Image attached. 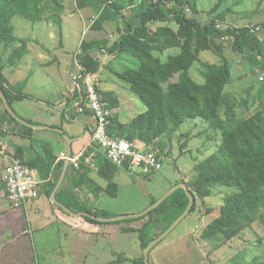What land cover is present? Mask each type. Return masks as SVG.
I'll return each instance as SVG.
<instances>
[{"label":"trees","instance_id":"obj_1","mask_svg":"<svg viewBox=\"0 0 264 264\" xmlns=\"http://www.w3.org/2000/svg\"><path fill=\"white\" fill-rule=\"evenodd\" d=\"M76 2L78 8H91L93 11L92 29L100 30L113 25L120 34L109 47L110 41L106 37L82 41L79 56L85 73L99 71L102 61L95 52L97 49L118 50L119 55L131 54L135 58L134 67L129 66L117 74L146 105V110L128 123L112 114L109 132L132 141L141 140L149 146L144 149L158 145L167 156V146L178 128L189 119L206 120L220 134L221 141L216 152L195 165V174L187 183L196 198L190 213L203 206L206 214L213 212L214 208L208 206L205 200L214 193L215 187L227 186L233 190L226 194L218 216L203 228L202 238L211 240L214 248H218L255 222L264 225V105L259 110L254 107L260 95L264 103V90H259L260 95L254 94L253 99L230 100L233 98L226 91V86L233 81L234 62L231 56L221 51L222 45L218 44V40L233 39L236 56L243 54V58L237 59L240 62L244 60L241 63H251L259 74L264 73V18L252 25L229 24L222 28L218 22L222 16L216 11L223 0L216 2L211 9L212 16L206 22L196 16L199 13L198 0ZM187 6L191 12L186 10ZM63 8V0H0V84L12 105L29 97L23 90L26 82H20L18 89L4 73L7 65L18 64L29 51L28 39L15 34L13 17L21 15L34 22L53 21L59 26V33L63 37ZM127 8L128 13H124ZM58 10H61L60 13ZM171 21H175L178 27L163 25ZM156 23L161 24L154 28L153 24ZM170 49H178V52L170 53L168 59L163 60V55ZM206 50L221 51V60L217 63L201 60L200 55ZM197 61L201 63L200 73L205 78L204 82H197L190 73ZM96 85L102 98L113 109L111 99L114 97L119 102L118 96ZM0 101L3 105L0 111L2 137L18 136L31 141L35 148L33 155L30 156L23 145H17L13 155L38 172L43 185L47 187L43 193L50 198L65 161L58 160L52 143L39 141L34 135V128L18 121L6 109L1 96ZM38 144L39 149L36 147ZM98 162L100 175L108 181L104 190L110 196H117L115 174L118 165L102 154ZM60 194L61 190L57 198L76 211L112 217L106 210L96 209L79 200H64ZM189 202L186 190L179 188L147 214L127 219L129 222L142 221L138 227L123 229L137 233L143 251L140 257L132 259V264H146L144 249L187 209ZM168 216H171V220L162 228L160 224ZM83 218L90 222L109 223L88 216ZM121 221L124 220H114L113 223ZM258 241L264 248V235ZM262 261L264 263V259Z\"/></svg>","mask_w":264,"mask_h":264},{"label":"crops","instance_id":"obj_2","mask_svg":"<svg viewBox=\"0 0 264 264\" xmlns=\"http://www.w3.org/2000/svg\"><path fill=\"white\" fill-rule=\"evenodd\" d=\"M63 3L66 7L63 14L65 16H70L69 24H73L71 17L77 14V12H80L81 20L89 21V24H84L82 30L83 36L75 50V55L74 57H70L67 53H63L64 56L60 59L58 56H53L52 60H45L48 59L47 55L39 51V55L45 57L42 59L44 63L41 64L40 68L35 71H30L29 67L22 68L20 74L22 76L25 75L27 80L31 79L35 74L36 87L39 86L40 80H50L53 82V85L57 87V91L51 90L43 93L39 90L34 93L32 92V94L28 90L29 82H27L28 84H25L23 90L25 92L26 89V93L29 97L24 100L16 101L21 104L25 102H32L34 104L33 107L35 109L33 108V112H36V117L30 120H32L34 124L39 125L37 127H32L35 129L34 135L39 141H49L52 143L58 159L62 152L66 151L67 155L69 153L75 154L87 144L92 136V130L95 124V119L90 110L85 109L83 112L79 110L77 104L82 100L81 94L71 83L72 76L79 72L78 63L81 61L79 54H81L80 48L82 41H91L106 37L110 41L108 44L109 47L120 35L119 31H117L113 25H107L105 28L100 29L99 31L102 33H94V29H92L90 23L92 20L91 12H93L91 8H78L77 2L75 1V7L73 6L69 9L66 6L65 0H63ZM129 8L127 9L128 11ZM125 13L128 12L126 11ZM64 22L65 20L63 23ZM160 24L161 23L153 24V27L156 28ZM62 30L63 39L60 46L64 47L66 40L71 39V36H67L63 28ZM52 32V35H54V31ZM32 51L33 50L29 49L28 53L31 54ZM95 52L100 57L102 65L99 71L93 73L89 72L88 75L94 79L96 84H98L103 91L115 92L119 98V102L112 97L111 103L114 104L113 114L118 115L122 122L128 123L137 114L144 112L146 110V105H142L141 102V105L138 107V99L133 97L134 95H132L133 93H131L129 86L125 85L117 74L118 71H120L117 69V65L118 67L119 64L127 65L126 56L119 55L118 50L110 52L108 50L97 49ZM18 64L9 66L16 67ZM42 67H44V70ZM9 72V77L10 75L12 77L16 75L15 69H11ZM234 73L233 68V78L235 76ZM244 75L248 76V73H240L239 76H235L232 83L226 86V91L237 89L239 85L245 81L243 80ZM40 76H44L46 79H39ZM26 79L21 82H26ZM248 82L249 81H246V84H248ZM131 97L134 99H131ZM2 109L3 105L0 101V111ZM198 119L202 118L193 119V122L188 125L189 132L175 134L176 131L181 130V126L173 133L172 142L167 146L168 154L164 160L162 170L152 175H145L139 169L132 168L128 164L125 166H118L115 174V180L118 183L117 196H110L104 190L108 181L100 175L99 167L98 169L94 167H85L77 170L69 162L65 178L58 189V191L61 190L60 197L64 200L91 202L92 207L106 210L112 214V217L139 215L147 211L151 205L164 197L174 185L181 182L188 183L192 179L186 170L189 164L181 165L174 173H170L168 170H165V161L171 153L175 151L177 143L181 148L183 146L185 151L190 150L189 142L186 145V141L184 140L186 139L189 141V139L192 140V138L196 136L194 134V128L198 127ZM187 122L188 120L185 123ZM55 128H62L64 131L61 132ZM191 134H194V136H191ZM135 142L142 148L149 147L141 140H136ZM17 145L26 147L30 156L35 153V148L31 145L29 139H23L18 136L4 138L0 133V238L3 237L1 238L3 245L0 248V258L3 259V264L32 263L30 262L32 257L31 253L22 249L23 246L21 244H19V246L18 244H14L18 236L23 237L33 232L30 224L31 219H29L30 216H32V220H36L39 226L42 227L40 230L49 227L51 233L52 230L55 231V235H51V239H55L56 241L55 245L57 248H55V251H62L61 239L63 236L68 237L70 233L78 232L76 235L78 238H81V240H86L88 236L91 237V240L87 241L91 242V246L87 247L83 242H80L77 249H83V252H91L92 258H108L104 262H94L92 264H132V259L142 255L143 251L137 233L134 231L125 232L123 230L126 227H138L141 225L142 221L129 222L127 220L129 218H125L120 219L124 220L121 222L113 223V221H104L109 223L101 224L90 222L83 217L73 216L60 209L59 206L52 201L51 196L48 198L43 193V191L47 189L43 183L41 184V191L38 198L30 200L24 206L15 207L12 205L7 198L5 184L2 180V172L6 163V158L1 153V150L5 149L8 153L13 155ZM36 147L39 149L40 144ZM181 154L182 152L178 153L179 156L177 155L176 158L179 159ZM170 158L174 159L175 157L173 156ZM61 160H64L65 164L67 163V159H59V161ZM193 163L196 165V162ZM181 169H185L183 170L184 172H181ZM43 198L45 200H43ZM61 202L64 203L63 201ZM120 203H122V205ZM41 208H49L50 211L48 213ZM220 208L217 214H214L216 209L210 214H206L202 207L189 213L177 227L152 248L150 252V261L155 264H198L200 261L206 264L215 262V264H245L243 260L241 263L239 262V255L235 256L236 251L230 248L231 244H233V239L218 248H214V244L211 240L203 239L201 236L203 228L209 221L218 216ZM170 220L171 216L166 217L163 219L160 226L164 228ZM256 223L257 222H255L254 225H256ZM70 228L78 231H74ZM261 230V236H263L264 229ZM60 231H65V234H62L61 238L59 234ZM224 248L226 251L224 257L221 258ZM261 248L263 247L261 246ZM227 249L230 253H228ZM262 251L264 253V248ZM249 253L251 261L247 264H264L262 260L258 261L259 257L256 254L252 256L250 251ZM213 257L218 262L212 260ZM21 259H23L24 262L21 261ZM44 260L45 264H54L51 260L48 262L46 257ZM19 261H21V263Z\"/></svg>","mask_w":264,"mask_h":264},{"label":"rangeland","instance_id":"obj_3","mask_svg":"<svg viewBox=\"0 0 264 264\" xmlns=\"http://www.w3.org/2000/svg\"><path fill=\"white\" fill-rule=\"evenodd\" d=\"M75 1L76 0H65L67 8L71 9L73 6L75 7ZM218 0H198V7H199V13L196 14V16L202 21L206 22L209 20V18L212 16L211 9L215 6L216 2ZM65 6V5H64ZM128 9V8H127ZM124 10V13L128 10ZM63 23L62 28L64 31H66L67 36H71V39L66 40V44L64 47H61L60 44L62 42L63 37L59 33V26L52 22H46V21H39L34 22L28 18H25L21 15H16L12 19V24L15 28V34L19 37L28 39V45L29 49L33 50L31 54H27L24 59L21 61H18L19 64L14 66L5 67L4 73L8 77V79L11 81V83L16 87L20 88V82L22 80H25V75H21L20 71L23 68H28L29 70H37L40 68L42 62V59L45 57L42 55H39L40 52L45 53L47 55L48 59L45 60H52L53 56H58V58H62L63 53H67L70 57H74V53L76 52V48L79 44V41L81 40L82 30L84 27V24H89V21H83L80 18V12H77L72 18L73 24H69L70 16H65L63 13L66 10V7L61 9ZM61 10H58L57 12L60 13ZM216 13L221 14L222 19H219L220 26L222 28L227 27L229 24L231 25H252V23H257L261 19L264 18V0H223L220 8L216 11ZM65 16V17H64ZM92 16V17H91ZM91 19L94 18V13L91 12ZM91 23V22H90ZM168 24L169 26L173 28H177L178 25L175 21H171L168 23H163V25ZM52 31H54V35H52ZM94 33H102L99 30L94 29ZM218 44L222 45L221 51L224 54H227L231 56L233 62H234V75L239 76L240 73H248V76L244 75L241 85L235 90L227 91L230 93L231 98L230 100H245V99H253L254 94H259L260 91L264 90V82L259 79L260 74L256 72L253 68V65L251 63H241L244 62V60L237 58H243V54H239L236 56V53L233 51V39H226V40H218ZM45 47V49H44ZM40 51V52H39ZM221 51H203L200 55L201 60L203 61H209L213 63L219 62L220 56L219 52ZM178 52V49H170L169 52H166L163 55V60L168 59V55L175 54ZM127 55V54H125ZM133 60V63H132ZM126 64H119V67L117 65V69L122 71L123 69L131 66L134 67L135 65V58H132L131 54L126 56ZM54 66V65H53ZM55 67V66H54ZM124 67V68H123ZM44 70V67H42ZM201 63L200 61H197L192 66L190 73L192 77L197 82H204L205 78L200 73L201 72ZM15 69L16 75L13 77L10 75L9 70ZM33 71V73H34ZM42 71V70H41ZM235 76L233 79H235ZM46 79L44 76H40L39 79ZM27 80V79H26ZM125 85L128 86L127 82L122 80ZM246 81H249L248 84H246ZM17 82V85H16ZM28 90L30 93H34L40 90V92L46 93L53 90L57 91V87L53 85V82L50 80H40L39 86L36 87V80H35V74L32 76L31 79H28L26 81V84H28ZM8 85V84H7ZM230 85V84H229ZM32 86V87H31ZM228 86V85H227ZM25 92L26 89H25ZM32 93V94H33ZM132 93V92H131ZM134 95V94H132ZM37 96V94H36ZM134 98L138 99V107L141 105V100L138 98V96L134 95ZM258 98V103L256 106V109L259 110L261 105H264L262 102L261 95ZM131 97V99H134ZM264 101V100H263ZM137 103V100H136ZM142 105H145L142 102ZM34 104L32 102H25L24 104H21L19 102H14V107L17 111V113L22 117L26 119H32L35 116L36 112H33ZM35 109V108H34ZM254 110L255 112L257 110ZM253 111V112H254ZM247 113L246 115H248ZM193 119H189L187 123L182 125L180 131H176V133H183V132H189L188 131V125L192 123ZM28 121V120H27ZM30 122V121H29ZM198 127L194 128V134L195 137L189 139L190 144V150H186L185 148H181L180 145L176 144V149L171 155L166 159L165 161V170H168L170 173H174L178 167L181 165H187L189 164L188 168H186L189 176L191 178L195 174V163L196 164L214 152L218 150V146L221 141L220 134H217L213 128H211L209 122L203 119H198ZM34 123V122H31ZM191 129V128H190ZM194 134H191V136H194ZM174 135V134H173ZM180 135V134H179ZM175 140V136H174ZM191 140V141H190ZM184 141H187L186 139ZM182 154L181 157L178 159L176 156L178 153ZM175 157L174 159H171L170 157ZM179 156V155H178ZM181 169V172H184ZM233 188L227 187V186H217L214 189V193L206 198V203L209 206H212L214 210L216 209V212L214 214H217L219 212V208L224 203V198L228 192H231ZM43 200H45L43 198ZM201 201H199L200 203ZM91 206V202H86ZM122 205V203H120ZM30 209V208H29ZM46 210L48 213L50 211L49 208L43 209ZM203 209H205V206H203ZM29 214V213H28ZM55 218V217H54ZM31 219V229L33 230L32 233L26 232L27 235H24L23 237L18 236L16 243L14 244H21L23 247L22 249H25L26 252L31 253V259L29 264H45L44 258L46 257L48 262L51 260L54 264H92L94 262H104L108 258L102 257V258H92L91 252H83V249H77V246L80 242H83L87 247L91 246V242H87L91 240V237L88 236L86 240H81V238H78L76 233H70L68 237L63 236L65 234V231H60V238L62 242V251H55L56 247V241L55 239H51V235H55V231L52 230V233L49 230V227L44 228L43 230H40L42 227L39 226L38 222L36 220H32V216L29 217ZM55 220V219H54ZM27 224V223H26ZM72 229V228H70ZM264 229V225L259 223L257 221L256 225H251L245 228L244 231H242L239 235V237H235L233 239V244H231L230 248H232L234 251H236V255H239L238 260L241 263L242 260L245 264L251 261L250 253L252 256L255 254L261 259H264V253L262 251L263 248H261L259 241H257L258 238L261 237L262 230ZM74 231H78L76 229H72ZM3 238V237H1ZM0 238V248L3 245L2 239ZM243 239V240H240ZM263 247V246H262ZM229 248V249H230ZM211 249V248H210ZM209 249V250H210ZM145 250V249H144ZM224 252L221 254V258L224 257V253L226 249L224 248ZM228 253L230 251L227 249ZM25 253V252H24ZM260 259L258 261H260ZM212 260H216L214 257ZM21 261L24 262L23 259ZM21 261H19L21 263ZM217 261V260H216ZM253 261V258H252ZM27 262V261H26ZM208 262V261H207ZM215 262V261H213ZM218 262V261H217ZM216 263V262H215ZM0 264H3V259L0 258ZM50 264V263H49ZM198 264H206L200 261ZM207 264H214V263H207Z\"/></svg>","mask_w":264,"mask_h":264},{"label":"built area","instance_id":"obj_4","mask_svg":"<svg viewBox=\"0 0 264 264\" xmlns=\"http://www.w3.org/2000/svg\"><path fill=\"white\" fill-rule=\"evenodd\" d=\"M186 10L192 11L188 6ZM78 65L79 72L74 74L71 80L72 86L78 89L81 94L82 100L77 106L81 112L85 109L90 110L95 124L87 144L71 157H68L66 151L62 152L59 159L69 160L77 170L82 169L83 166L98 169V159L102 154L118 166L128 164L132 168L139 169L145 175H152L162 170L166 154L158 145L144 149L138 146L135 141L122 136H114L109 132L113 109L110 108L109 102L102 98L94 79L83 71L84 67L81 63ZM259 79L264 80V73L260 74ZM1 153L6 158L2 180L10 203L15 207H20L26 205L30 200L38 198L42 183L38 172L23 164L21 160L5 149H2Z\"/></svg>","mask_w":264,"mask_h":264},{"label":"water","instance_id":"obj_5","mask_svg":"<svg viewBox=\"0 0 264 264\" xmlns=\"http://www.w3.org/2000/svg\"><path fill=\"white\" fill-rule=\"evenodd\" d=\"M0 96L4 102V105L6 107V109L21 123L30 126V127H37L39 125H36L34 123H31L27 120H25L24 118H22L14 109L13 105L10 103L7 95L5 94L1 84H0ZM51 128V127H50ZM61 132H63L64 130L62 128H55ZM72 153L68 154V157H71ZM69 160H67V163L65 164V168L60 176V179L57 183V185L55 186L54 190L51 193V199L52 201L57 204L59 207H61L65 212L76 216V217H83V216H88V217H92L94 219H97L100 222H104V221H114V220H120V219H125V218H130V217H138V216H142L147 214L149 211H151L152 209L156 208L157 206H159L170 194H172L173 192H175L176 190H178L179 188H184L189 196L190 202L189 205L187 207V209L158 237H156L144 250V257H145V263L146 264H151L150 262V251L152 250V248L159 242L161 241L163 238H165L175 227L178 226V224L191 212L196 198L194 193L190 190L188 184L186 182H181L178 183L176 185H174L171 190L164 195V197H162L161 199H159L158 201H156L153 205H151V207H149V209L139 215H126L123 217H103V216H97L94 213L90 212V211H76L74 209H71L69 206H67L66 204L62 203L61 201L58 200L57 198V191L59 189V187L61 186L66 172H67V167L69 164Z\"/></svg>","mask_w":264,"mask_h":264},{"label":"clouds","instance_id":"obj_6","mask_svg":"<svg viewBox=\"0 0 264 264\" xmlns=\"http://www.w3.org/2000/svg\"><path fill=\"white\" fill-rule=\"evenodd\" d=\"M93 22V19L91 20V23Z\"/></svg>","mask_w":264,"mask_h":264}]
</instances>
